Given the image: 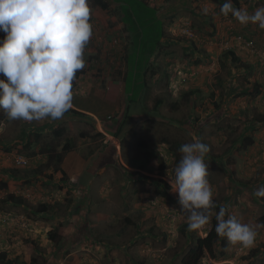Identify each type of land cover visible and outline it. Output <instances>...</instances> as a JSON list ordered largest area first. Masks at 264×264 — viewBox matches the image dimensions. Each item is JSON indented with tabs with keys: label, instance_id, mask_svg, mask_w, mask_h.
Masks as SVG:
<instances>
[{
	"label": "rangeland",
	"instance_id": "rangeland-1",
	"mask_svg": "<svg viewBox=\"0 0 264 264\" xmlns=\"http://www.w3.org/2000/svg\"><path fill=\"white\" fill-rule=\"evenodd\" d=\"M104 1L107 9L89 0L95 39L77 77L86 95L103 90L104 103L73 96L76 108L94 109L98 118L83 112L77 115L83 121L66 112L60 120L29 123L5 116L0 125V255L6 251L15 264L33 256L37 264H183L220 207L228 206L255 227V246H216L215 256L206 254L199 264H264V197L255 195L264 186V121L258 120L264 115V30L222 14V0H146L157 19L143 30L155 42L161 26L164 38L143 90L130 102L125 79L137 34L122 22L121 4ZM261 6L264 0H240L233 8L251 15ZM62 125L66 131L55 136ZM194 139L210 148L205 162L215 207L208 225L189 231L169 181L181 145ZM68 141V152L83 160L78 181L69 180L68 173L78 174L74 167L44 153H63ZM62 166L67 177L54 172ZM37 167L42 171L35 176ZM6 168L18 179H6ZM8 192L52 207L37 213L34 206L2 202ZM56 229L64 238L59 243L49 239Z\"/></svg>",
	"mask_w": 264,
	"mask_h": 264
},
{
	"label": "clouds",
	"instance_id": "clouds-1",
	"mask_svg": "<svg viewBox=\"0 0 264 264\" xmlns=\"http://www.w3.org/2000/svg\"><path fill=\"white\" fill-rule=\"evenodd\" d=\"M207 14V9H203ZM220 11L242 25L264 30V6L249 14L225 0ZM89 0H0V110L10 121L60 120L73 106V81L86 67L85 50L93 39ZM171 190L178 193L188 230L209 224L215 207L205 157L210 148L199 139L181 145ZM264 197V186L255 192ZM227 217V218H226ZM215 232L229 245L255 246V227L222 206Z\"/></svg>",
	"mask_w": 264,
	"mask_h": 264
},
{
	"label": "trees",
	"instance_id": "trees-1",
	"mask_svg": "<svg viewBox=\"0 0 264 264\" xmlns=\"http://www.w3.org/2000/svg\"><path fill=\"white\" fill-rule=\"evenodd\" d=\"M114 3L121 4L120 9L122 12L121 20L125 23L128 30L135 31L137 34V38H134L132 41V49L130 53L128 54V69L126 72V91L130 93L128 96V100L130 102L135 101L134 98L136 95H138L142 90L144 85L146 84L145 81V75L147 74V71L150 68V65L152 64V57L161 48H157L158 43L162 45L163 38H164V30H162V27L160 26L157 28L156 33L153 32V34L157 35V39L154 42L152 39V36H146V30L145 25L148 26L151 25L155 19H157L155 15V8H152L148 5V2L146 0H112ZM96 4L99 5L103 9H107L109 7V2H106L104 0H95ZM223 3H225V0H222ZM240 4V0H232V7L237 6ZM163 23H161L162 25ZM150 33V32H149ZM152 34V33H150ZM4 35L0 36V39H3ZM162 40V41H161ZM168 45V42H167ZM162 47V46H161ZM157 48V49H156ZM227 55H232L233 61H238L239 58L236 56L235 51L229 50ZM249 65L245 66V68L249 69ZM82 72L76 73V78L81 74ZM0 78H4L0 76ZM74 82V81H73ZM257 87V86H256ZM256 89V88H255ZM256 93H259L258 89H256ZM130 107L127 106L125 117L129 114L128 110ZM67 113L76 114L79 116L84 117V113L77 111L75 109H70ZM5 119V114L3 111H0V125L2 121ZM258 120L264 121V115H261L258 117ZM66 131V126L62 125L58 129L54 130V134L57 137H60L64 134ZM84 134V133H83ZM247 146L249 144H252V139L249 138V142L245 143ZM70 141L63 147V153H53V152H44L48 153L47 155L50 158L55 157V159L58 162H62L64 160V157L66 153L70 150ZM51 151H55L54 147L50 149ZM14 169L6 168L4 172L8 175L11 179H18L17 176L12 174V171ZM41 170V167L35 168L34 174L37 175ZM59 171L63 177H67L66 172L58 167L56 170L54 169V172ZM53 172V173H54ZM51 174L53 176L54 174ZM8 182H4V186L7 188ZM165 194V193H164ZM2 202H6L12 205H30L35 207V212L37 213H45L50 210L49 203H40L39 205H32L31 203H28L27 199L16 195L14 193L8 192L4 198L1 199ZM215 225H216V219L213 218L212 222V228L209 231L208 235L206 237H200L196 240V243L193 247H191L187 253L184 255L182 261L183 264H199V261L201 258L208 254L211 257L215 256V247L219 246L221 248L228 246V241L226 238L219 237L215 232ZM186 227H188V224H186ZM49 239L52 240L55 243L61 242L64 238L61 233L59 234L56 230H52L49 232ZM4 260L5 264H15L16 259L8 258V253L6 251H3V253L0 255ZM37 258L36 256H33L30 261L24 260L21 264H37Z\"/></svg>",
	"mask_w": 264,
	"mask_h": 264
},
{
	"label": "crops",
	"instance_id": "crops-1",
	"mask_svg": "<svg viewBox=\"0 0 264 264\" xmlns=\"http://www.w3.org/2000/svg\"><path fill=\"white\" fill-rule=\"evenodd\" d=\"M96 13L98 14V13H100L97 9H96ZM2 33V34H1ZM0 34L1 35H4L5 36V33H3V32H0ZM0 35V36H1ZM95 39V36L93 37V39L92 40H94ZM86 59H87V57H85ZM89 60V59H88ZM81 78V77H80ZM80 78H77L74 82H73V96H77V94H79L80 96H89V97H91V96H94L95 98H97V99H99L100 101H101V103H104L103 101H102V98L105 96V95H103L104 94V91L103 90H101V89H97V87H94V89H95V92H94V95H91V93H92V91H93V89L92 88H90V90H89V92L87 93L88 95H86V92H87V90H84V89H82L81 88V84H82V81H81V79ZM98 90V91H97ZM76 105H74L73 104V106H72V109H75V110H77V111H80V112H82V108H81V106H78L77 108L75 107ZM79 108V109H78ZM85 109V108H84ZM83 112H85V114L87 113V115L89 114L90 116H93V117H96V118H98L97 117V112L94 110V109H89V108H87L85 111H83ZM82 112V113H83ZM67 114V113H66ZM72 114V113H71ZM72 116H74L76 119H80V120H83L82 118H80V117H77V115L76 114H72ZM79 116V115H78ZM93 122L92 123H94V119L92 118V117H89ZM84 121V120H83ZM78 161V164L76 165V162ZM81 161H83L81 158H78L77 157V155H75V153H74V151H70V152H68L67 154H66V157H65V159L63 160V165H66V163H68V165L69 166H72V167H74L73 168V170H74V172L75 173H78L77 175H75L74 173H71V174H69L68 172H67V169H66V167H64V166H62V169L66 172V173H68V176H69V180L70 179H72V180H77L78 181V179L79 178H81V174H82V172H81V169H82V163H81ZM75 162V166H73V163ZM78 167H80L79 169H77ZM66 169V170H65ZM81 172V173H80ZM78 178V179H77ZM6 179H11V178H6ZM8 184H10V182H8ZM69 243H70V241H69Z\"/></svg>",
	"mask_w": 264,
	"mask_h": 264
},
{
	"label": "built area",
	"instance_id": "built-area-1",
	"mask_svg": "<svg viewBox=\"0 0 264 264\" xmlns=\"http://www.w3.org/2000/svg\"><path fill=\"white\" fill-rule=\"evenodd\" d=\"M18 163H24V164H27V161H26V160H23V159H20V160L18 161ZM205 264H207V262H205ZM208 264H214V262L210 260Z\"/></svg>",
	"mask_w": 264,
	"mask_h": 264
}]
</instances>
